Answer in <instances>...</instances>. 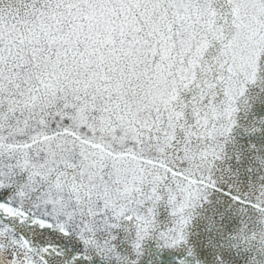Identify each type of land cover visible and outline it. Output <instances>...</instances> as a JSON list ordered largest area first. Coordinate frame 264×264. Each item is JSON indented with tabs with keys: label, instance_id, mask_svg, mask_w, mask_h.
Instances as JSON below:
<instances>
[{
	"label": "snow or ice",
	"instance_id": "obj_1",
	"mask_svg": "<svg viewBox=\"0 0 264 264\" xmlns=\"http://www.w3.org/2000/svg\"><path fill=\"white\" fill-rule=\"evenodd\" d=\"M0 264H264V0H0Z\"/></svg>",
	"mask_w": 264,
	"mask_h": 264
}]
</instances>
